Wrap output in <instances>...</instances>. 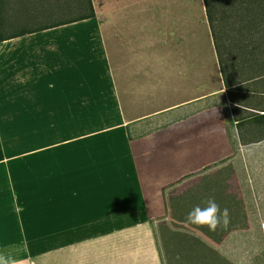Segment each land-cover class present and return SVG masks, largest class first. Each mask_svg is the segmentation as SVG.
<instances>
[{
    "label": "crops",
    "instance_id": "1",
    "mask_svg": "<svg viewBox=\"0 0 264 264\" xmlns=\"http://www.w3.org/2000/svg\"><path fill=\"white\" fill-rule=\"evenodd\" d=\"M145 1L159 14L120 41L118 75L96 0L91 17L0 41V136L22 151L24 203L55 227L62 214L89 221L136 210L149 219L152 263L264 264V67L221 69L215 49L245 39L226 53L264 50V0ZM5 3L16 26L8 34L38 23L47 5ZM164 138L168 152L182 145L198 162L177 174L166 206L151 214L132 152ZM11 165L0 159V255L15 262L25 227L14 224ZM71 183L77 188L64 194L50 187ZM209 198L228 210L215 232L187 222Z\"/></svg>",
    "mask_w": 264,
    "mask_h": 264
},
{
    "label": "rangeland",
    "instance_id": "2",
    "mask_svg": "<svg viewBox=\"0 0 264 264\" xmlns=\"http://www.w3.org/2000/svg\"><path fill=\"white\" fill-rule=\"evenodd\" d=\"M142 2L144 3L141 4ZM142 2L124 0L111 3L104 0L94 2L93 9L99 16L116 75L120 70V41L125 37L133 39V33L141 31L140 24H136V21H140L142 17L147 19L151 14H159L158 8H150L148 1ZM162 9L164 8L160 10ZM196 9L192 6L188 10L193 15ZM12 11L8 9L7 3L0 5L1 21L4 19L8 25L15 26L8 20V14L11 16ZM77 12V8H59L53 15L66 18ZM150 25L152 23L144 26L147 28ZM157 25L166 28L165 23ZM146 28L142 30L145 31ZM9 29L2 25L0 32ZM182 135V132H177L171 137V143L174 139H181ZM167 147V138H164L163 143L145 145L132 152L137 161L144 197L151 214L161 212L166 206L167 197L164 190L166 192V188L172 185L177 174L192 170L193 165L198 162L190 160L192 154L182 153V145H175V150L171 152L167 151ZM22 157L21 149L10 146L9 137L0 136V159L12 164L10 170L17 194L14 224L25 227L23 248L17 247L10 254L15 256V264H156L151 262L152 256H157V253L151 239L149 219L138 220L136 210L120 217L101 214L91 217L89 221L86 216L72 218L62 214L58 218L53 217L57 220L56 225H61L58 227L50 222L51 215L40 217L37 205H25L23 200ZM185 159L186 164H189L187 168L175 167ZM211 186H214V183ZM50 187L60 192L59 194L77 188L73 183ZM45 190H49L48 186L42 187V192ZM29 191L34 194V191H40V186L34 185ZM44 223L49 226H44Z\"/></svg>",
    "mask_w": 264,
    "mask_h": 264
},
{
    "label": "trees",
    "instance_id": "3",
    "mask_svg": "<svg viewBox=\"0 0 264 264\" xmlns=\"http://www.w3.org/2000/svg\"><path fill=\"white\" fill-rule=\"evenodd\" d=\"M6 0H0V5L5 4ZM46 6L43 7L41 5V19L38 23H30V27L23 28L21 30L16 31L15 33H9L8 31L14 30L16 26H11L5 23L4 19H0V31L2 29V25L4 27L7 26L10 29L5 30L4 32H0V41L5 40L9 37L21 35L27 32L41 30L45 28H50L53 26L66 24L69 22H73L76 20L84 19L93 16V9L91 6L90 0H46ZM37 4L32 7L34 10H37ZM59 8H77L78 12L75 15L66 18L57 17L54 14L56 9ZM4 29V28H3ZM11 32V31H10ZM243 40H237L233 42H229L226 44L216 46V56L218 59L219 67H231L234 63H238L239 67H264V50L263 48H256L254 51H239V56H235L232 54L226 53L229 48L234 44H241ZM257 44H262L263 41H255ZM259 46V45H258ZM237 58V60H236Z\"/></svg>",
    "mask_w": 264,
    "mask_h": 264
},
{
    "label": "clouds",
    "instance_id": "4",
    "mask_svg": "<svg viewBox=\"0 0 264 264\" xmlns=\"http://www.w3.org/2000/svg\"><path fill=\"white\" fill-rule=\"evenodd\" d=\"M205 203L206 207L201 208L197 205L188 213L187 222L200 228L207 227L209 231L215 232L221 226V220L227 218L228 210H222L214 198H209ZM0 264H15V262L0 255Z\"/></svg>",
    "mask_w": 264,
    "mask_h": 264
}]
</instances>
